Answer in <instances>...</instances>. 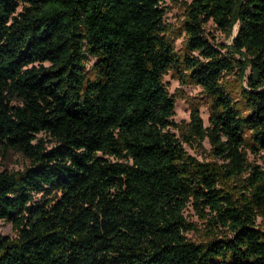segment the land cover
Here are the masks:
<instances>
[{"label": "trees", "instance_id": "obj_1", "mask_svg": "<svg viewBox=\"0 0 264 264\" xmlns=\"http://www.w3.org/2000/svg\"><path fill=\"white\" fill-rule=\"evenodd\" d=\"M165 1L0 0V154L29 160L0 172V264H264V0L183 3L180 51ZM167 74L208 127L174 122Z\"/></svg>", "mask_w": 264, "mask_h": 264}, {"label": "rangeland", "instance_id": "obj_2", "mask_svg": "<svg viewBox=\"0 0 264 264\" xmlns=\"http://www.w3.org/2000/svg\"><path fill=\"white\" fill-rule=\"evenodd\" d=\"M190 0H174L165 1L163 7L165 12V23L169 25L172 30V41L175 45L177 51H180L183 47L185 34L182 30L181 22L184 19L183 3H189ZM205 37L213 45H229L232 38L236 35L237 26L234 27L231 37L227 38L212 22H208L204 26ZM93 63V59H89L86 63L89 67ZM226 80L232 81V76H226ZM164 84L170 95H176L174 116L173 120L177 124L189 123L190 121V111L191 106H197L200 113V118L204 127H208L209 119V108L208 100L202 93V89L196 85H181L177 79H175L171 74H167L164 77ZM172 133L179 136L177 130H171ZM44 138V135H38V138ZM183 147L187 154L197 158L202 162L214 161L210 155V145L208 140H204L200 145L197 143H183ZM250 160L255 163H260L259 159H254L250 157ZM29 166V160L26 159L22 154L8 151L6 154H0V172H16L22 171L25 167ZM185 217L187 220L195 223L199 229H203V223L198 219L194 211L188 210L185 212ZM0 234L8 237L14 238L15 232L12 228V223L8 220H0ZM187 239L199 243L204 241L202 233L189 232L185 233Z\"/></svg>", "mask_w": 264, "mask_h": 264}]
</instances>
